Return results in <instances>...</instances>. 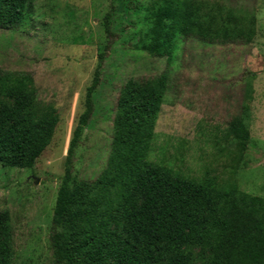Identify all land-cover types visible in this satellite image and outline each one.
<instances>
[{
	"label": "rangeland",
	"instance_id": "rangeland-1",
	"mask_svg": "<svg viewBox=\"0 0 264 264\" xmlns=\"http://www.w3.org/2000/svg\"><path fill=\"white\" fill-rule=\"evenodd\" d=\"M167 1L29 0L22 24L0 29V69L31 75L38 109L53 105L59 115L51 143L32 167L0 163V210L10 214L13 264H53L51 222L65 157L107 43L94 113L75 152L76 177L92 181L106 168L126 82L168 71L149 160L188 179L215 178L221 187L236 182L239 190L264 197V0H188L202 23L211 13L219 25L229 23L231 13L254 19L256 33L250 43L177 33L170 62L142 49L153 41L154 12ZM250 73L257 75L251 142L242 151L229 135V123L241 109ZM0 100L12 103L4 96ZM194 252L196 264L212 254L202 247Z\"/></svg>",
	"mask_w": 264,
	"mask_h": 264
},
{
	"label": "trees",
	"instance_id": "trees-1",
	"mask_svg": "<svg viewBox=\"0 0 264 264\" xmlns=\"http://www.w3.org/2000/svg\"><path fill=\"white\" fill-rule=\"evenodd\" d=\"M29 0H0V29L14 30ZM153 41L142 49L170 62L177 33L250 43L254 19L229 14L204 23L188 0H168L153 14ZM221 26V29H217ZM105 31L110 36L109 14ZM110 43L98 55L85 108L70 139L64 173L51 222L53 264H196L195 247L212 254L201 264H264V197L221 187L215 178L188 179L149 160L155 127L170 74L131 78L122 87L108 164L95 180L74 174L76 148L94 113V93ZM264 71V66H263ZM245 78V98L229 123V135L245 150L251 142L252 81ZM34 81L28 73L0 69V163L32 167L51 143L59 122L57 109H38ZM13 227L8 210H0V264H13Z\"/></svg>",
	"mask_w": 264,
	"mask_h": 264
}]
</instances>
